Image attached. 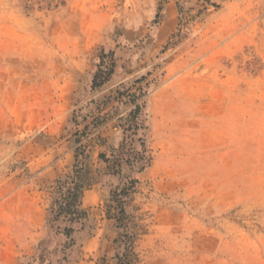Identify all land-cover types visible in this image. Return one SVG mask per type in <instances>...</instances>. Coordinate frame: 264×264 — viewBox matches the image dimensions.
<instances>
[{
	"label": "rangeland",
	"instance_id": "374dc122",
	"mask_svg": "<svg viewBox=\"0 0 264 264\" xmlns=\"http://www.w3.org/2000/svg\"><path fill=\"white\" fill-rule=\"evenodd\" d=\"M76 157L86 216L54 219ZM128 245L131 264H264V0H0V264Z\"/></svg>",
	"mask_w": 264,
	"mask_h": 264
},
{
	"label": "trees",
	"instance_id": "16d2710c",
	"mask_svg": "<svg viewBox=\"0 0 264 264\" xmlns=\"http://www.w3.org/2000/svg\"><path fill=\"white\" fill-rule=\"evenodd\" d=\"M114 59L113 57L109 61L101 60L98 64V68L95 71L92 79V87L96 88L102 85L105 81L108 80L110 75L113 72ZM105 161L110 162V159L105 158L104 155H101ZM123 158L121 155H116V157L111 161L110 168H115L121 165ZM87 170L85 164L82 161H79L76 157V160L72 166V170L64 178L59 177L56 180V197L53 200V203L50 208V212L53 214L54 219L62 217L68 222L78 221L86 216V211L80 208V198L85 189V184L87 180ZM132 186V180L129 181L128 185H125L120 189V191L113 192V200L118 202L119 205L116 208H119L116 214H123L124 210L121 206L120 198L127 194L128 189ZM115 208V209H116ZM117 219H120V216H117ZM73 231L72 227L66 226L63 229V232L66 236H70ZM131 254L132 248L131 245H128L125 248V251L117 256V264H131Z\"/></svg>",
	"mask_w": 264,
	"mask_h": 264
},
{
	"label": "bare ground",
	"instance_id": "6f19581e",
	"mask_svg": "<svg viewBox=\"0 0 264 264\" xmlns=\"http://www.w3.org/2000/svg\"><path fill=\"white\" fill-rule=\"evenodd\" d=\"M198 67V66H197ZM198 71V70H197Z\"/></svg>",
	"mask_w": 264,
	"mask_h": 264
}]
</instances>
